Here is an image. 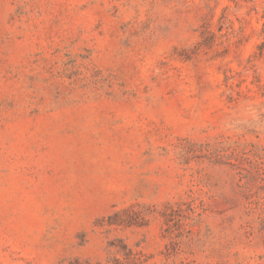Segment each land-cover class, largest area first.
Here are the masks:
<instances>
[{
  "label": "rangeland",
  "instance_id": "1",
  "mask_svg": "<svg viewBox=\"0 0 264 264\" xmlns=\"http://www.w3.org/2000/svg\"><path fill=\"white\" fill-rule=\"evenodd\" d=\"M0 264H264V0H0Z\"/></svg>",
  "mask_w": 264,
  "mask_h": 264
}]
</instances>
